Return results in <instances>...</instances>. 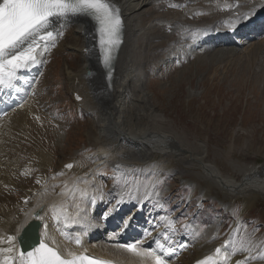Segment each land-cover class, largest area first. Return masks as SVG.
I'll use <instances>...</instances> for the list:
<instances>
[{"label":"bare ground","instance_id":"6f19581e","mask_svg":"<svg viewBox=\"0 0 264 264\" xmlns=\"http://www.w3.org/2000/svg\"><path fill=\"white\" fill-rule=\"evenodd\" d=\"M108 2L119 9L122 19L121 43L112 53L109 66L103 64L104 55L99 43V33L94 23L86 17L74 16L56 21L50 30L60 34L54 38V41H48L46 46L45 43H41L37 49V62L23 68L19 79L26 80L29 73L38 75L45 66L47 52L57 42L61 44L58 49L63 50L67 47L70 39H80V43L82 40L80 48L74 47L79 56L83 57L80 56L82 66L79 69L81 70L78 74H74L73 69H68V80L74 87V95L88 102V104H82L84 111L98 124L97 131L94 132V145L102 148L101 158H104L105 161L114 159L117 174H122L123 171L150 169L157 155H160L163 160L160 164H156L159 170L173 172L174 164L178 161L184 166L183 173L193 174L197 179L194 180L196 183L192 180L184 182L198 190L201 188V196L212 197L211 186H213L224 196L226 201L234 202V200L243 199L244 211L248 212L257 199L264 197V167L259 170L254 166L241 167L229 162L238 173L239 178L228 175L216 163L208 160V151L205 146L199 143L192 144L183 135L171 127H167L164 116L159 113L158 108L150 104L149 96L144 91L149 75L155 72L162 60L153 57L150 65V58H145L140 63V68L137 64L138 56L142 53V46L148 43L151 45L153 41L165 40L171 44L174 42L186 44L187 48L189 46L194 51L206 43L211 44L210 47H205L204 51L199 52L204 55L213 51V47L217 48L219 43L223 44L222 50L234 49L235 51L236 47L238 48L237 45H242L241 42H244L237 36H242L244 33L249 34L250 40L257 39V42H252L246 48L247 52L250 48H256L261 54L264 53V34L260 37L255 36L264 27V21H258V18L264 14V6H262L264 0H108ZM167 14L174 15V17H164ZM178 14H181V18L176 17ZM62 31L68 32L65 38L62 37ZM176 34L178 38L175 36ZM230 36L232 40L228 39ZM249 51L251 52V50ZM85 52L90 54L85 55ZM199 53L191 57L195 56V61L204 60L206 56L198 58L201 56ZM88 70L91 71L90 76L85 75ZM36 79L32 95L21 107L7 115L0 123V192L2 193L5 190L3 185H7L6 190L10 192L11 186H21L20 181L28 179L30 175V165H24L18 160L11 162L8 160L7 154L8 150L12 148L10 141L15 133L20 131L25 133L31 128H35L40 121L45 122L42 112L37 110L36 94L40 84L38 78ZM86 79H90V81L86 82ZM104 79L108 91L103 86ZM144 82L146 83L144 84ZM90 89L93 90L92 93H90ZM30 92L28 91V93ZM94 93L98 99H95V102H90L91 95H95ZM100 103L102 105L99 106ZM36 111L37 113H35ZM45 149L43 145L36 155L38 164L46 165L41 169L43 173L38 180L39 183H27L25 184L27 186L23 184L22 200L17 205H11L6 199H0V250L13 247L14 251L11 255L16 256L20 251L19 235L24 225H28L34 220L41 221L42 217L51 216V224L45 228L46 224L42 223L38 229V235L40 241L56 249L64 258H71L69 253L79 256L82 252H88L115 258L122 264H153L151 258L135 256L122 248L108 246L107 248L110 247L113 254L110 252L105 254L99 248L88 243L89 230L91 229L88 222L95 221V217L99 220L105 219L104 216L101 217L100 213H103L101 211L108 205L112 207L107 213L109 218L112 217L109 222L117 221L118 216L125 209L135 205L137 208H134L128 217L137 211L134 215L136 224L128 222L120 226V229H124L122 238L125 235L140 236L142 247L151 246V244L154 245L152 247L158 246V244L163 245L162 249L156 247L155 250L165 259L170 261L171 258L172 261L169 264H178L187 259L182 256L175 261L176 253L173 251L171 254L172 249L165 250V244L159 242V238L155 237L159 231L150 215H147L148 218L143 216L142 211L146 210L149 197L155 196L153 186L137 196L131 197L127 193L118 195L115 197L117 202L111 204L109 202L110 194L106 191L105 186L92 189L91 180L93 178L91 179V177L93 176L90 174L89 165L76 158L66 162L68 165H73L72 168L61 171L68 182H58L60 178L57 177L54 179L57 182L49 180V183H46L45 179L48 177L46 172L49 170L47 165L53 164V157L45 152ZM109 149H112L113 154ZM21 169H23L22 177L19 175ZM177 175H181V172H178ZM94 176L97 174L94 173ZM203 184L206 186L203 187ZM49 187L51 190L54 189L55 193L60 192L61 196L49 195L46 192V197L45 194H42L43 190ZM34 190H37L38 193L35 194ZM44 199L48 200L46 207H42V203H40ZM92 201L97 203L94 208ZM78 203L82 204V209L77 207ZM88 206L89 208L85 209ZM83 209L85 210L83 211ZM221 226L222 223L217 221L204 231L198 247L191 249L194 255L191 254L192 252L190 255L188 254L190 264H201L204 261H207L208 264H223L222 254L218 255L215 250L221 248L223 253L225 242L239 240L241 235H239L238 227L233 226L234 230L228 240H223L220 238L223 233ZM195 229L196 226L193 227V230ZM75 234H80L84 238L82 246L75 244ZM12 236L16 238L14 241L9 239ZM5 255L9 254L0 251V260ZM253 256L258 258L252 260ZM259 257V255H255L250 246L249 252L233 257L231 264H235L237 260L241 259H247V264H264V260Z\"/></svg>","mask_w":264,"mask_h":264},{"label":"rangeland","instance_id":"374dc122","mask_svg":"<svg viewBox=\"0 0 264 264\" xmlns=\"http://www.w3.org/2000/svg\"><path fill=\"white\" fill-rule=\"evenodd\" d=\"M164 17L172 18L174 15L167 14ZM176 17L181 18V14ZM67 33L62 31V37L65 38ZM240 37L242 36H237ZM156 42L142 46L145 51L141 49L137 66L140 68L139 65L145 58H150V65L153 57L162 60L155 74L149 75L143 90L149 96L150 104L158 108L159 113L164 116L166 126L183 135L192 144L205 146L208 160L216 163L228 175L239 178L229 162L241 167L254 166L261 170L264 167V53L261 54L256 48H250L247 52L246 48L250 44H246L247 46L240 49L236 47L235 51L221 48L214 51L215 54L212 51L204 55L198 52L201 55L198 58L206 57L204 60L195 61V56L191 57L195 54L190 55L188 51L193 53L199 49L189 50V46L186 49V44H171L165 40ZM60 45L51 48L47 55L48 60L45 61L46 65L48 61L49 66L42 73L37 94V102L45 122L40 121L35 126L36 129L15 133L10 141L12 148L8 150V160H18L24 165H30V175L28 179L20 181L21 186H11L10 192L3 186L5 190L0 192V199L17 205L22 200L24 185L34 184L40 179L43 173L41 169L46 165L38 164L36 155L44 145L45 152L53 157V164L47 165L49 170L46 172V183L49 180L55 181L57 177L60 178L58 182H68L66 176L61 174L60 166L76 158L89 165L90 174L93 176V180L90 179L92 189L105 186L112 204L117 202L115 197L118 195L127 193L131 197L137 196L153 186L155 196L149 197L143 216L148 218L147 215H150L154 221L159 231L156 234L159 242L176 248L181 252L180 256L187 258L178 264H190L188 254L198 247L204 231L217 221L222 223L221 239L228 240L234 230L233 226L238 227L241 235L239 240H250L255 255H264V197L257 199L246 212L243 199L226 201L213 186L212 197L204 198L201 196V188L198 190L191 184H185L184 181L194 182L197 179L193 174L183 173L184 166L178 161L174 164L173 172L159 170L156 164L163 160L157 155L150 169L117 174L115 160L105 161L101 158L102 148L94 145V132L97 131L98 124L81 109V102L73 97V85L68 80V69H73L74 74L81 70L79 68L82 66V55L80 57L74 47L80 48L82 40L80 43V39H70L63 50L58 49ZM87 81L90 79H86ZM103 86L108 91L105 79ZM92 92L90 89V93ZM91 97L90 102L98 99L96 94ZM109 150L112 152V149ZM19 171L22 177L23 169ZM178 172L181 175H177ZM34 192L38 193L37 190ZM46 192L61 196L60 192L55 193L50 187L42 194L46 196ZM45 201L46 199L40 201L42 207L47 206L48 202ZM90 201L91 197L89 203ZM81 206L78 203L79 209H82ZM88 208L89 206L85 209ZM110 209L112 207L107 213ZM107 213L103 215L104 218H109ZM42 218V223L48 227L52 217ZM94 237L96 245L102 244L101 235ZM110 249L106 247L105 250H99L105 254H113ZM191 254L194 255V252Z\"/></svg>","mask_w":264,"mask_h":264},{"label":"snow or ice","instance_id":"6c2138e0","mask_svg":"<svg viewBox=\"0 0 264 264\" xmlns=\"http://www.w3.org/2000/svg\"><path fill=\"white\" fill-rule=\"evenodd\" d=\"M264 6V5H262ZM83 15L94 19L98 25L99 43L104 52V63L110 65L112 52L121 43L122 19L119 9L108 0H2L0 2V88L15 86L17 73L37 62V49L41 43L54 41L59 35L52 26L59 19ZM72 168L73 165H66ZM39 183V181H37ZM39 218V217H38ZM45 228L47 225L44 226ZM14 241L16 238H9ZM79 244L80 240L77 239ZM264 243V241H262ZM250 240L226 241L215 252L222 254L223 264H231L233 257L250 251ZM129 253L138 257L151 258L153 264H167L162 254L155 249L145 250L136 244L123 245ZM158 248L163 245L158 244ZM5 255L0 264H111V261L90 258L84 255L69 253L71 258H64L56 249L43 241L32 251H18L12 256L13 247L0 250ZM258 257H251L252 260ZM211 259V258H209ZM259 259L264 260V255ZM201 264H208L207 261ZM235 264H247V259L237 260Z\"/></svg>","mask_w":264,"mask_h":264},{"label":"water","instance_id":"95a60500","mask_svg":"<svg viewBox=\"0 0 264 264\" xmlns=\"http://www.w3.org/2000/svg\"><path fill=\"white\" fill-rule=\"evenodd\" d=\"M35 226V225H34ZM38 242V240L36 239L35 241H33V243L31 244V246L33 245V244H35V243H37Z\"/></svg>","mask_w":264,"mask_h":264}]
</instances>
